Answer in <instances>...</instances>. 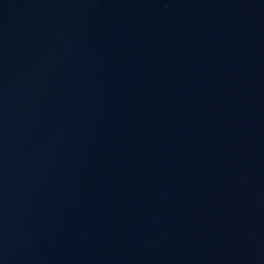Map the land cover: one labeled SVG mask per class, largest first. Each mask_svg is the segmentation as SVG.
Listing matches in <instances>:
<instances>
[{"label": "water", "instance_id": "1", "mask_svg": "<svg viewBox=\"0 0 264 264\" xmlns=\"http://www.w3.org/2000/svg\"><path fill=\"white\" fill-rule=\"evenodd\" d=\"M0 264H264V0H0Z\"/></svg>", "mask_w": 264, "mask_h": 264}]
</instances>
